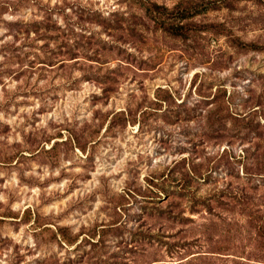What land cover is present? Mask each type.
I'll return each instance as SVG.
<instances>
[{
  "label": "rangeland",
  "instance_id": "1",
  "mask_svg": "<svg viewBox=\"0 0 264 264\" xmlns=\"http://www.w3.org/2000/svg\"><path fill=\"white\" fill-rule=\"evenodd\" d=\"M0 264H264V0H0Z\"/></svg>",
  "mask_w": 264,
  "mask_h": 264
}]
</instances>
